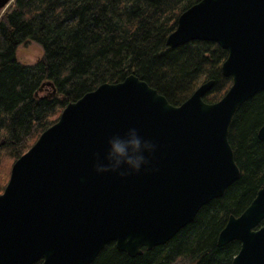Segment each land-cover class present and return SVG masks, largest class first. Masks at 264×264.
I'll list each match as a JSON object with an SVG mask.
<instances>
[{
    "label": "water",
    "instance_id": "water-1",
    "mask_svg": "<svg viewBox=\"0 0 264 264\" xmlns=\"http://www.w3.org/2000/svg\"><path fill=\"white\" fill-rule=\"evenodd\" d=\"M11 0H0L4 9ZM212 41L227 52L231 85L215 102L200 83L178 105L134 74L69 102L13 161L0 193V264H91L113 242L133 257L163 245L239 177L228 129L236 109L264 89V0H198L165 44ZM45 82L42 86H50ZM52 87V86H51ZM129 126L157 145L148 171L96 174L93 154ZM264 141V123L257 131ZM264 184L230 215L217 245L238 240L231 264H264Z\"/></svg>",
    "mask_w": 264,
    "mask_h": 264
},
{
    "label": "trees",
    "instance_id": "trees-1",
    "mask_svg": "<svg viewBox=\"0 0 264 264\" xmlns=\"http://www.w3.org/2000/svg\"><path fill=\"white\" fill-rule=\"evenodd\" d=\"M197 1L12 0L0 9V161L7 157L13 163L67 103L129 74L173 105L206 80L214 85L203 99L219 100L231 85V77L221 72L227 52L212 41L165 44L179 14ZM28 41L43 51L32 64L16 58L17 46ZM45 82L51 85L42 86ZM263 123L264 89L232 117L228 140L240 174L222 196L202 206L165 244L131 257L111 242L91 264H172L179 258L189 264H231L240 242L219 246L217 236L228 217L239 215L264 184V141L257 137ZM8 178L0 180V193Z\"/></svg>",
    "mask_w": 264,
    "mask_h": 264
},
{
    "label": "clouds",
    "instance_id": "clouds-1",
    "mask_svg": "<svg viewBox=\"0 0 264 264\" xmlns=\"http://www.w3.org/2000/svg\"><path fill=\"white\" fill-rule=\"evenodd\" d=\"M156 143L143 136L136 126H129L123 134L106 137L103 156L93 154V170L96 174L115 173L126 177L150 168V158Z\"/></svg>",
    "mask_w": 264,
    "mask_h": 264
},
{
    "label": "rangeland",
    "instance_id": "rangeland-1",
    "mask_svg": "<svg viewBox=\"0 0 264 264\" xmlns=\"http://www.w3.org/2000/svg\"><path fill=\"white\" fill-rule=\"evenodd\" d=\"M11 2V1H10ZM3 10V9H2ZM43 55L42 48L39 44L34 41H28L21 43L17 46L16 49V58L19 62L24 64H32L36 62ZM45 93V92H44ZM12 161L3 157L0 161V180L7 177V174H10V167ZM172 264H189L188 260L184 258H179L175 260Z\"/></svg>",
    "mask_w": 264,
    "mask_h": 264
},
{
    "label": "bare ground",
    "instance_id": "bare-ground-1",
    "mask_svg": "<svg viewBox=\"0 0 264 264\" xmlns=\"http://www.w3.org/2000/svg\"><path fill=\"white\" fill-rule=\"evenodd\" d=\"M12 1V0H11ZM227 88V87H226Z\"/></svg>",
    "mask_w": 264,
    "mask_h": 264
}]
</instances>
